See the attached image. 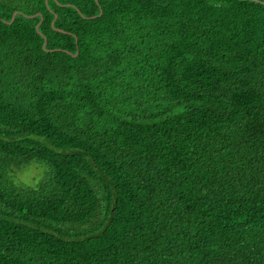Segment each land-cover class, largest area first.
Segmentation results:
<instances>
[{
	"label": "trees",
	"instance_id": "obj_1",
	"mask_svg": "<svg viewBox=\"0 0 264 264\" xmlns=\"http://www.w3.org/2000/svg\"><path fill=\"white\" fill-rule=\"evenodd\" d=\"M0 264H264V0H0Z\"/></svg>",
	"mask_w": 264,
	"mask_h": 264
},
{
	"label": "rangeland",
	"instance_id": "obj_2",
	"mask_svg": "<svg viewBox=\"0 0 264 264\" xmlns=\"http://www.w3.org/2000/svg\"><path fill=\"white\" fill-rule=\"evenodd\" d=\"M35 175V174H37L36 173V170H34L32 173H30V174H28V175H23L21 178H20V180H22L23 182H25V183H29V184H32V183H30L31 181H30V179H31V176L30 175ZM41 176H38V179L40 178Z\"/></svg>",
	"mask_w": 264,
	"mask_h": 264
},
{
	"label": "water",
	"instance_id": "obj_3",
	"mask_svg": "<svg viewBox=\"0 0 264 264\" xmlns=\"http://www.w3.org/2000/svg\"><path fill=\"white\" fill-rule=\"evenodd\" d=\"M101 14H102V12H101ZM101 14H100V15H101ZM16 15H17V14H15V15L13 16L12 22L14 21V18H15ZM38 27H39V26H37V29H38ZM45 46H46V42H45V44H44V48H45Z\"/></svg>",
	"mask_w": 264,
	"mask_h": 264
}]
</instances>
